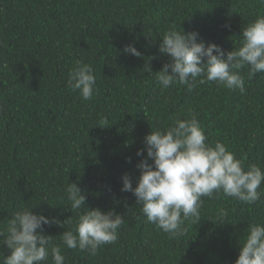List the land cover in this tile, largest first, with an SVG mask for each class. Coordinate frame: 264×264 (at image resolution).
I'll list each match as a JSON object with an SVG mask.
<instances>
[{"label":"trees","instance_id":"1","mask_svg":"<svg viewBox=\"0 0 264 264\" xmlns=\"http://www.w3.org/2000/svg\"><path fill=\"white\" fill-rule=\"evenodd\" d=\"M260 16L264 0H0V226L22 208L69 218L65 228L43 225L61 244L85 211L67 201L75 183L84 207L111 210L125 223L95 256L62 246L65 264H235L249 225L264 223V184L255 204L223 193L203 198L200 221H185V234L172 237L146 221L134 194L121 191L122 177L135 188L144 137L192 113L207 143L222 142L245 169H264V73L249 80L242 69L243 93L215 82L163 89L155 73L170 62L159 51L167 31H196L198 42L227 53ZM127 45L141 56L126 54ZM77 60L96 76L89 101L68 87ZM8 255L0 244V264Z\"/></svg>","mask_w":264,"mask_h":264},{"label":"clouds","instance_id":"2","mask_svg":"<svg viewBox=\"0 0 264 264\" xmlns=\"http://www.w3.org/2000/svg\"><path fill=\"white\" fill-rule=\"evenodd\" d=\"M240 36V46L225 53L214 43L206 44L202 39L198 42L196 31H167L159 51L170 62L155 72L157 82L168 89L178 81L189 92L197 83L215 82L217 86L243 93L242 69L248 68L249 80L264 73V16L244 27ZM123 51L141 56L133 45L125 46ZM146 67L153 73L149 65ZM67 83L84 101L91 100L96 92L93 68L80 60L70 69ZM104 126H108L106 119L101 123ZM207 139L194 113L189 119H175L166 131L151 128L144 137V149L136 153L137 156L147 153L137 164L140 175L136 187L133 188L127 174L122 177L121 191L132 192L146 221L172 237L185 234V221H200L203 198L211 199L223 193L246 204L260 200L258 189L264 184V169L255 164L245 169L226 145L216 141L213 146ZM65 192L71 210L79 212L83 207L85 211L75 226L60 236L61 244L43 233V225L57 223L65 228L66 223H72L71 219L61 223L34 214L32 208H22L0 226V244L10 250L2 264H47L49 256L51 264H65L62 246L95 256L102 246L118 240V230L125 223L121 215L84 207L86 196L75 183H69ZM235 264H264V223L249 225Z\"/></svg>","mask_w":264,"mask_h":264}]
</instances>
